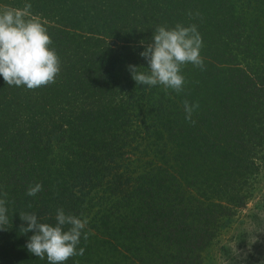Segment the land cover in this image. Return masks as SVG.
<instances>
[{
  "label": "trees",
  "instance_id": "1",
  "mask_svg": "<svg viewBox=\"0 0 264 264\" xmlns=\"http://www.w3.org/2000/svg\"><path fill=\"white\" fill-rule=\"evenodd\" d=\"M25 3L61 70L35 89L0 76V264H49L28 251L19 213L54 225L59 208L89 221L84 254L64 264H203L264 164V0H0V11ZM177 24L197 26L203 68L182 65L179 93L137 86L141 42ZM185 100L199 104L194 124Z\"/></svg>",
  "mask_w": 264,
  "mask_h": 264
},
{
  "label": "clouds",
  "instance_id": "2",
  "mask_svg": "<svg viewBox=\"0 0 264 264\" xmlns=\"http://www.w3.org/2000/svg\"><path fill=\"white\" fill-rule=\"evenodd\" d=\"M31 8V3H25L23 8L5 6L0 11V76L9 86L25 85L35 89L54 83L61 69L55 50L49 48L52 40L45 22L32 15ZM141 43L145 51L140 56L147 61L149 71H141L145 68L142 66H128L137 86L161 84L179 93L185 83L180 74L182 65L192 63L203 68L202 37L195 24L188 27L177 24L172 29L159 26L151 42ZM198 108V103L185 100V119L194 124L192 115ZM42 190V185L36 183L29 186L27 195L35 196ZM7 213L6 200L0 199V230H5L9 223ZM19 215L24 222L20 232L34 233L26 244L32 255L40 259L46 256L49 264H64L69 258L84 254L85 249L78 246L82 237L85 241L89 238V233L84 231L89 223L86 217L66 214L59 208L53 225L41 222L35 213L21 212Z\"/></svg>",
  "mask_w": 264,
  "mask_h": 264
},
{
  "label": "rangeland",
  "instance_id": "3",
  "mask_svg": "<svg viewBox=\"0 0 264 264\" xmlns=\"http://www.w3.org/2000/svg\"><path fill=\"white\" fill-rule=\"evenodd\" d=\"M254 197L225 219L203 264H264V164Z\"/></svg>",
  "mask_w": 264,
  "mask_h": 264
}]
</instances>
